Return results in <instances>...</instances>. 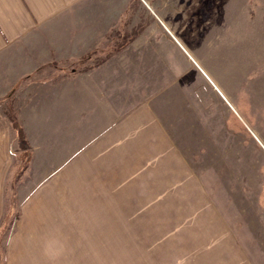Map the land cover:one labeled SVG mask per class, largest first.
<instances>
[{
  "label": "rangeland",
  "instance_id": "rangeland-1",
  "mask_svg": "<svg viewBox=\"0 0 264 264\" xmlns=\"http://www.w3.org/2000/svg\"><path fill=\"white\" fill-rule=\"evenodd\" d=\"M139 1L130 39L163 19L185 44L169 37L181 155L115 157L112 174L103 166L86 182L73 165L33 171L9 113L22 126L33 103L121 45L30 74L35 62L1 61L0 264H264V0Z\"/></svg>",
  "mask_w": 264,
  "mask_h": 264
},
{
  "label": "crops",
  "instance_id": "crops-1",
  "mask_svg": "<svg viewBox=\"0 0 264 264\" xmlns=\"http://www.w3.org/2000/svg\"><path fill=\"white\" fill-rule=\"evenodd\" d=\"M138 7L139 0H0V62H35L29 74L46 61L76 60L103 51V45H121L98 65L59 84L41 103L29 105L23 121L19 117L32 148L33 171L42 169L44 161L54 164L52 170L73 165L86 182L95 171L107 174L109 168L111 173L115 157L181 155L173 142L186 141L188 129L178 119L179 57L169 37L185 44L175 26H166V37L163 19L157 21L161 27L150 22L130 39L138 26L131 21ZM24 47L32 52L20 53ZM172 50L177 55L166 54ZM188 66L181 72L193 76Z\"/></svg>",
  "mask_w": 264,
  "mask_h": 264
},
{
  "label": "trees",
  "instance_id": "trees-1",
  "mask_svg": "<svg viewBox=\"0 0 264 264\" xmlns=\"http://www.w3.org/2000/svg\"><path fill=\"white\" fill-rule=\"evenodd\" d=\"M9 121L12 124V128L15 131V137L17 139V143L20 149L26 150L29 148L25 132L22 126L19 124L18 120L14 117L12 113H9Z\"/></svg>",
  "mask_w": 264,
  "mask_h": 264
},
{
  "label": "bare ground",
  "instance_id": "bare-ground-1",
  "mask_svg": "<svg viewBox=\"0 0 264 264\" xmlns=\"http://www.w3.org/2000/svg\"><path fill=\"white\" fill-rule=\"evenodd\" d=\"M237 1H238V0H237ZM232 2H233V0H232ZM234 3H235L234 6L237 5V4H236L237 2H234ZM232 4H233V3H232ZM239 4H240V2H239ZM171 8H172V7H171ZM232 10H233V8H232ZM234 10H235V9H234ZM189 18H190V17H189ZM258 30H259V29H258ZM212 31H213V30H212ZM261 36H262V35H261ZM261 39H262V37H261ZM259 40H260V39H259Z\"/></svg>",
  "mask_w": 264,
  "mask_h": 264
}]
</instances>
